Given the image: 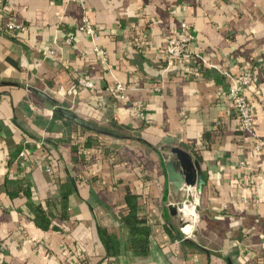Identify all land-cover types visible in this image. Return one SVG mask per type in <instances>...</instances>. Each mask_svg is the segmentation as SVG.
Listing matches in <instances>:
<instances>
[{
    "label": "crops",
    "instance_id": "1",
    "mask_svg": "<svg viewBox=\"0 0 264 264\" xmlns=\"http://www.w3.org/2000/svg\"><path fill=\"white\" fill-rule=\"evenodd\" d=\"M8 18L26 31L5 33ZM181 22L193 35L192 58L163 74ZM84 23L107 63L78 31ZM247 69L255 138L243 140L228 87ZM79 77L94 89L73 96ZM116 83L141 102L150 126L108 92ZM63 112L96 129L118 126L125 138L96 137ZM256 139L264 141V0H0V264H264ZM175 147L191 153L204 179L199 221L185 240L169 211L182 197L165 170ZM244 176L254 188L239 185ZM127 195L139 221L132 226ZM37 209L47 229L35 223Z\"/></svg>",
    "mask_w": 264,
    "mask_h": 264
},
{
    "label": "built area",
    "instance_id": "2",
    "mask_svg": "<svg viewBox=\"0 0 264 264\" xmlns=\"http://www.w3.org/2000/svg\"><path fill=\"white\" fill-rule=\"evenodd\" d=\"M61 3H71L78 4L80 6L84 5V0H57ZM184 10L185 8L182 7ZM3 30L7 34H17L23 33L26 31V27L20 23H17L12 18H8L7 22L4 25ZM78 31L84 33L88 37H90L92 43L95 42L96 39V30L89 23H84L83 25L78 27ZM72 37L67 38L66 44L72 45ZM193 41V35L188 30V26L186 22H181L179 24L178 33L167 40L164 56H165V65L163 68V74L168 72L172 65L177 61L183 59H190L192 55L190 54V44ZM93 52L99 57L100 61L103 63H107V54L106 52L100 48L97 44H93ZM50 55H54L53 51L49 52ZM75 73L79 71L75 69ZM253 78V73L250 69L241 71L237 76L230 77L231 84L228 87V97L232 103V110L234 115L238 119L241 138L246 140L248 137L255 138V134L253 131V112L252 108L247 102L246 98L243 95L244 88L251 83ZM162 83L158 86L154 87L155 91H160L162 89ZM94 85L91 81L85 79L84 77H79L77 82L70 88L69 93L73 96H77L82 90H93ZM60 89H58V92ZM109 93L114 94L117 99L125 104H128L132 110L136 120L139 121L143 126H150L152 124L151 119L147 116L146 112L143 109L141 102L131 99L127 93V88L120 84L116 83L114 86L107 89ZM105 106V101L100 100L97 103L98 109H103ZM254 149L257 152H260L264 149V141L263 140H255ZM26 155V150L23 148L19 156L24 157ZM238 168L240 171H245L246 166L243 161L238 163ZM24 177V176H23ZM259 179H262L261 176H258ZM239 185L245 189H252L255 186V179L251 177H242ZM182 193V197L175 204L178 212V217L180 223L182 225V238L181 240L189 239L194 231V228L199 221V213L198 206L200 200V192L197 189V186L193 187H184ZM185 227L188 228V231H185Z\"/></svg>",
    "mask_w": 264,
    "mask_h": 264
},
{
    "label": "water",
    "instance_id": "3",
    "mask_svg": "<svg viewBox=\"0 0 264 264\" xmlns=\"http://www.w3.org/2000/svg\"><path fill=\"white\" fill-rule=\"evenodd\" d=\"M38 93L43 97H46L43 92L38 91ZM63 114L70 120L81 123L82 125L86 126L87 128L93 131L97 130L96 128L81 121L72 114L65 112H63ZM171 153L175 157L174 160L165 162V170L170 190L172 192H179L180 195H182V189L184 187L197 186L198 191L201 192V188L204 185V179L198 161L193 160L189 151H185L179 147L171 149ZM169 211L173 216H178L177 208L175 205H170Z\"/></svg>",
    "mask_w": 264,
    "mask_h": 264
},
{
    "label": "trees",
    "instance_id": "4",
    "mask_svg": "<svg viewBox=\"0 0 264 264\" xmlns=\"http://www.w3.org/2000/svg\"><path fill=\"white\" fill-rule=\"evenodd\" d=\"M58 111H61V109H58ZM97 128L98 129L96 131L90 130L88 128H85V129L91 131L92 132L91 134H93L96 137H98L100 135H104V136H109V137H113V138H125L124 135H122L118 132V130H119L118 126L113 125V128H115L117 130L107 129V128H103V127H97ZM139 142L142 144L148 145L143 140H139ZM191 148H192V151L195 154V156L198 158V150L195 147H191ZM125 198H126V203L128 204V207L130 209V213H129V215H127V217L124 218V221L127 225L132 226L135 223L139 222L138 220H136L134 213H133L134 212L133 210L135 208V204H134L135 199L133 196H130V195H127ZM36 213L37 214H36L34 220H35V223L37 224V226H39L42 229H47L49 227L50 221L46 217L45 213L39 209H37ZM131 229H132V227H131ZM133 231H134V229H133ZM180 237H181V235H180Z\"/></svg>",
    "mask_w": 264,
    "mask_h": 264
},
{
    "label": "bare ground",
    "instance_id": "5",
    "mask_svg": "<svg viewBox=\"0 0 264 264\" xmlns=\"http://www.w3.org/2000/svg\"><path fill=\"white\" fill-rule=\"evenodd\" d=\"M186 228V231H188V228L187 227H185Z\"/></svg>",
    "mask_w": 264,
    "mask_h": 264
}]
</instances>
